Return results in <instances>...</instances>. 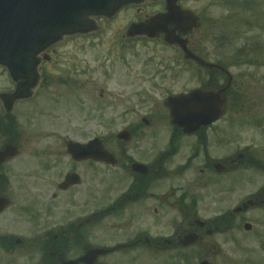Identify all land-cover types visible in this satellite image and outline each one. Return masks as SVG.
Wrapping results in <instances>:
<instances>
[{
    "label": "flooded vegetation",
    "instance_id": "1",
    "mask_svg": "<svg viewBox=\"0 0 264 264\" xmlns=\"http://www.w3.org/2000/svg\"><path fill=\"white\" fill-rule=\"evenodd\" d=\"M178 3L183 6L182 0ZM163 10L165 2L128 24ZM176 33L200 55V30ZM153 40L175 51L172 63L179 70L124 92L136 104L116 108L112 118L97 124L123 132L115 134L112 151L100 138L113 163L75 158L68 143L90 140L80 136L64 141L59 155L38 157L24 177L43 181L42 187L23 189L24 194L13 198L6 186L10 203L0 212V264H196V259L199 264L218 254L214 237L241 227L226 202L234 189L233 173L252 168L264 178V162L247 150H234L230 98L224 115L213 124L196 127L195 121L186 132L172 122L165 99L186 92L177 85L183 82L181 69H192L195 91L215 88L218 75L196 59L185 60L178 45L164 43L163 34ZM133 84L128 82V89ZM252 196L264 198V181ZM210 204H219V209L200 227L196 219H202L201 207Z\"/></svg>",
    "mask_w": 264,
    "mask_h": 264
},
{
    "label": "rangeland",
    "instance_id": "2",
    "mask_svg": "<svg viewBox=\"0 0 264 264\" xmlns=\"http://www.w3.org/2000/svg\"><path fill=\"white\" fill-rule=\"evenodd\" d=\"M182 5L202 15L200 55L207 61L228 63L232 74L227 101L231 99L234 150H247L264 162V0H182ZM161 8V0H141L122 6L110 18L93 16L97 28L64 35L45 51L36 65L38 78L32 95L16 100L9 112L17 124L12 134L18 153L7 159L0 171H9L6 185L11 191L7 192L13 198L24 194L23 189L42 187L43 181L24 176L34 169L39 156L59 155L64 141L99 137L112 151L116 128L97 124L112 118L116 108L121 111L135 105L137 100L124 92L141 81L176 74L179 69L172 63L176 53L162 41L146 37L127 41L125 37L131 19ZM242 47L249 52L236 61L235 53ZM181 75L183 82L177 85L185 90L193 88L189 65L181 69ZM128 82H133V87L128 89ZM14 86L7 68L0 65V93L10 92ZM5 111L0 99V115ZM9 139L0 132V149ZM233 179L234 189L226 201L233 208L252 196L264 181L252 168L242 167L234 171ZM218 205L202 206L201 218L210 217ZM244 222L252 225L249 231L243 229ZM235 223L241 227L213 238L219 250L210 255L211 262L264 264V205L236 216Z\"/></svg>",
    "mask_w": 264,
    "mask_h": 264
},
{
    "label": "water",
    "instance_id": "3",
    "mask_svg": "<svg viewBox=\"0 0 264 264\" xmlns=\"http://www.w3.org/2000/svg\"><path fill=\"white\" fill-rule=\"evenodd\" d=\"M139 0H0V64L6 66L13 80L17 82L15 91L1 93L7 110L12 108L16 99L28 97L37 78L35 67L36 54L58 40L63 34L86 32L95 28L88 19L90 15H112L123 4L138 2ZM177 0H166V13L157 14L145 22L132 23L127 29V36L146 35L150 38L164 35L169 44H179L185 52L184 58H196L202 65L213 68L215 65L204 62L194 56L186 48L187 40L175 33H182L198 29L200 23L197 16L190 9H183L176 4ZM175 28L171 29L170 26ZM227 72V71H226ZM228 80L224 87L217 90L196 88L186 94L169 97L166 102L170 106L172 119L186 130H193L199 125H208L216 121L224 111L225 96L232 76L227 72ZM196 97V104H195ZM196 115V119H195ZM75 148L78 157H92L105 159L107 162L112 155L104 150L97 139L88 144L74 143L69 150ZM82 149V150H81ZM17 154L13 144H7L0 150V164L7 158ZM82 154V155H81ZM8 199L0 196V212L8 205ZM257 204L247 199L234 208L233 213H241ZM203 226L205 223L196 220ZM244 228L249 230L250 223ZM200 264H211L202 261Z\"/></svg>",
    "mask_w": 264,
    "mask_h": 264
},
{
    "label": "trees",
    "instance_id": "4",
    "mask_svg": "<svg viewBox=\"0 0 264 264\" xmlns=\"http://www.w3.org/2000/svg\"><path fill=\"white\" fill-rule=\"evenodd\" d=\"M15 129V124L13 121H4L0 118V132L3 134H7L8 136L13 133ZM7 177L4 174H0V191H3L5 188L7 181Z\"/></svg>",
    "mask_w": 264,
    "mask_h": 264
}]
</instances>
